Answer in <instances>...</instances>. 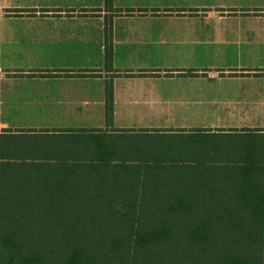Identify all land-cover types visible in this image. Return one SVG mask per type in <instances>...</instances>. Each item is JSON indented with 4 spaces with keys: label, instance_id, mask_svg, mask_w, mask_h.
Returning a JSON list of instances; mask_svg holds the SVG:
<instances>
[{
    "label": "trees",
    "instance_id": "1",
    "mask_svg": "<svg viewBox=\"0 0 264 264\" xmlns=\"http://www.w3.org/2000/svg\"><path fill=\"white\" fill-rule=\"evenodd\" d=\"M113 92L109 81L107 128ZM140 131L235 135L245 146L136 162L105 143L134 130L4 129L0 264H264V128Z\"/></svg>",
    "mask_w": 264,
    "mask_h": 264
},
{
    "label": "crops",
    "instance_id": "2",
    "mask_svg": "<svg viewBox=\"0 0 264 264\" xmlns=\"http://www.w3.org/2000/svg\"><path fill=\"white\" fill-rule=\"evenodd\" d=\"M41 12L29 18H45L50 32L13 36L5 40L12 45L0 46L39 63L0 70V132L20 129L6 123L24 119L96 123L81 129L121 134L106 126L109 81L114 124L132 106L157 113L194 103L199 82L264 77V0H113L110 6L81 0ZM107 35L112 68L105 66Z\"/></svg>",
    "mask_w": 264,
    "mask_h": 264
},
{
    "label": "rangeland",
    "instance_id": "3",
    "mask_svg": "<svg viewBox=\"0 0 264 264\" xmlns=\"http://www.w3.org/2000/svg\"><path fill=\"white\" fill-rule=\"evenodd\" d=\"M64 4L65 7L81 4V0H0V46L12 45L5 42L13 36L29 34L45 35L51 28L45 18L32 19L33 10L39 11L44 17L43 9ZM19 9V10H18ZM18 10L17 12H15ZM24 11V12H23ZM20 14L24 18H15ZM10 15V16H8ZM52 17H56L54 12ZM4 41V42H3ZM21 44V43H20ZM34 59H27L24 54L12 50L0 49V70L17 68L18 66H37ZM264 68V65H262ZM264 75V71L261 72ZM252 74H255L254 72ZM9 75V74H7ZM198 83V97L194 103L186 106L160 107L157 113L143 106H132L123 115L126 120L115 122L114 128L134 130L132 134L105 139L109 146L114 145L120 155L134 156L133 160L140 162L143 155H150L151 159L158 160L180 155L193 159L191 153L196 150L217 152L220 149H235L245 146L244 138L238 136H205L190 135L188 133L176 134H147L140 130H169V129H242L264 127V77H248L238 80H225L224 83L200 84ZM212 93H216V97ZM261 94V98L255 99ZM214 101V103H211ZM7 117V116H6ZM20 129L32 128H67L81 129L91 127L96 123L88 122H52V121H26L24 119L6 123ZM15 141H32L22 137ZM116 146V147H115ZM177 159H181L177 158Z\"/></svg>",
    "mask_w": 264,
    "mask_h": 264
}]
</instances>
